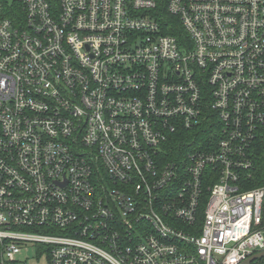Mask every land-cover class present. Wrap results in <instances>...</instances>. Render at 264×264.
<instances>
[{"label": "built area", "instance_id": "1", "mask_svg": "<svg viewBox=\"0 0 264 264\" xmlns=\"http://www.w3.org/2000/svg\"><path fill=\"white\" fill-rule=\"evenodd\" d=\"M159 3L0 0V264L33 244L48 264L264 251V0H167L180 38ZM214 117L216 142L162 156Z\"/></svg>", "mask_w": 264, "mask_h": 264}, {"label": "trees", "instance_id": "2", "mask_svg": "<svg viewBox=\"0 0 264 264\" xmlns=\"http://www.w3.org/2000/svg\"><path fill=\"white\" fill-rule=\"evenodd\" d=\"M166 2H167V0H160L159 7H158V9L160 10L161 18H162V23L165 25L164 30H165V32L173 34V35L180 38L181 36L185 35V30L183 28V25H181L179 18L170 15V13L167 10ZM218 124H219L218 119L216 117H214V121H213L214 127H213L212 131L210 132L211 134L208 136H205V134H207V133L204 132V129L207 128L206 125H209L208 122H204L200 126H197L194 129L195 133H191V135L189 134V131H186L183 129L180 133L181 135L172 136L171 140L164 145L165 150H167V152H166V154L165 153L162 154V156L166 160L167 159L177 160V159H180L182 157L183 152L188 150V149H186L182 152V147H186V146L187 147H191V146L196 147V143H200V145H202L204 147L205 139H208V138L210 139L213 137L215 138L214 140L216 141L218 139V133L216 132L217 130H219ZM195 138H196V141H195ZM209 139H208V141H209ZM183 143H185V144H183ZM255 148H256L255 149V158H257V160H256V162H257L256 174H257V176L263 175L262 179H260V180H263V178H264V138L257 141ZM214 180H217V177ZM260 180H258L256 183H252L251 186L258 185L261 182ZM203 190H204V195L202 198V205H203L202 209H203V207H205V204L208 200V195L210 194L207 187H204ZM202 218H203V211L200 214L201 222H202Z\"/></svg>", "mask_w": 264, "mask_h": 264}, {"label": "rangeland", "instance_id": "3", "mask_svg": "<svg viewBox=\"0 0 264 264\" xmlns=\"http://www.w3.org/2000/svg\"><path fill=\"white\" fill-rule=\"evenodd\" d=\"M213 121H214V118L213 119H211V120H209V119H207V120H205L204 122H208L209 123V125H206L207 126V128H205L204 129V132L205 133H207V134H205V136H208V135H210L211 133V131H212V129H213ZM203 122V123H204ZM197 131V130H196ZM218 131L219 130H217L216 132L218 133ZM191 133H195V132H189V134L191 135ZM188 134V135H189ZM213 134V133H212ZM204 136V137H205ZM215 139V138H214ZM195 141H196V138H195ZM194 141V142H195ZM217 141V140H216ZM215 140H214V142H216ZM191 142V141H190ZM183 144H185V143H183ZM196 147H198V148H203V146L202 145H200V143H196ZM196 147H194V146H191V147H182V152L184 151V150H186V149H192V148H196ZM19 257H22L23 259H25L26 260V262H27V264H48V259L46 258V256H44V255H38V249H37V247L33 244V245H30L29 246V248L28 249H24L23 251H22V253L20 254V255H18Z\"/></svg>", "mask_w": 264, "mask_h": 264}, {"label": "water", "instance_id": "4", "mask_svg": "<svg viewBox=\"0 0 264 264\" xmlns=\"http://www.w3.org/2000/svg\"><path fill=\"white\" fill-rule=\"evenodd\" d=\"M260 256H264V251H261L260 253H258V254H256V255L250 257V258L247 260V263L249 264L251 261L260 258Z\"/></svg>", "mask_w": 264, "mask_h": 264}]
</instances>
